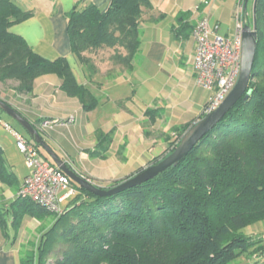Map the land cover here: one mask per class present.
<instances>
[{
  "label": "trees",
  "instance_id": "obj_1",
  "mask_svg": "<svg viewBox=\"0 0 264 264\" xmlns=\"http://www.w3.org/2000/svg\"><path fill=\"white\" fill-rule=\"evenodd\" d=\"M153 7L150 0H111L106 10L92 3L83 9L75 6L68 14L72 52L92 76L99 72L93 55L105 48L112 49L109 59L114 65L131 70L140 47L143 12ZM30 15L13 0H0V81L17 80L18 91L31 94L38 77L57 74L62 89L77 97L85 111L95 109L97 98L77 82L65 57L44 58L9 30ZM190 15L179 14L174 31L193 32L194 26L186 20ZM256 22L258 47L248 90L177 164L109 196L73 182L79 194L60 215L18 198L17 204L34 216H55L36 248L21 253L19 264H230L264 252V239L244 232L264 221V0H257ZM0 112L6 114L1 108ZM193 125L175 128L180 130L179 138ZM112 135L97 131L98 144L91 156L105 158ZM0 180L17 185L1 146ZM4 215L0 209L1 227L6 224Z\"/></svg>",
  "mask_w": 264,
  "mask_h": 264
},
{
  "label": "crops",
  "instance_id": "obj_2",
  "mask_svg": "<svg viewBox=\"0 0 264 264\" xmlns=\"http://www.w3.org/2000/svg\"><path fill=\"white\" fill-rule=\"evenodd\" d=\"M13 1L31 15L9 30L44 58L65 57L77 82L87 86L98 103L95 109L85 111L77 97L62 89V79L57 74L38 77L31 94L20 93L17 80L0 81V98L36 124L47 143L70 167L102 185L133 176L162 159L179 135L180 130L175 128L193 125L204 116L211 91L197 83L193 66L195 39L188 30L174 31L179 27L177 16L191 12L186 19L189 24L195 26L207 18L220 24L222 35L233 36L242 3L150 0L154 7L143 12L140 47L132 69L114 65L109 59L112 49L105 48L93 55L99 72L92 76L71 50L68 14L75 6L83 9L90 3L106 10L111 0ZM243 2L242 17L247 24L253 15L254 0ZM16 126L0 112V146L17 178L16 186L0 180V209L6 219L5 226H0V264H19L23 250L35 243L55 219L54 215L34 216L17 204L19 189L30 169L9 129L18 130ZM99 130L113 134L105 158L90 154L97 147ZM255 231L246 233L262 237L261 225ZM230 264H264V252L242 256Z\"/></svg>",
  "mask_w": 264,
  "mask_h": 264
},
{
  "label": "built area",
  "instance_id": "obj_3",
  "mask_svg": "<svg viewBox=\"0 0 264 264\" xmlns=\"http://www.w3.org/2000/svg\"><path fill=\"white\" fill-rule=\"evenodd\" d=\"M239 5L236 16L235 33L224 36L220 33V24L211 23L203 18L193 28L196 43L193 66L197 73L200 87L211 91V96L204 109L208 114L217 109L235 86L242 63L243 2ZM18 149L25 157L30 169L19 190V197L30 199L51 213L60 215L66 205L79 194L71 178L49 159L44 158L33 141L13 127ZM181 138L176 136L175 141ZM94 184L96 181L76 170ZM99 185V184H98Z\"/></svg>",
  "mask_w": 264,
  "mask_h": 264
},
{
  "label": "water",
  "instance_id": "obj_4",
  "mask_svg": "<svg viewBox=\"0 0 264 264\" xmlns=\"http://www.w3.org/2000/svg\"><path fill=\"white\" fill-rule=\"evenodd\" d=\"M247 1V0H246ZM256 5L257 0L253 4V24H245L243 27V49H242V63L241 71L238 80L233 89L226 96L220 106L214 111L204 115L198 122H196L184 134L178 146L173 152L168 154L158 163L145 167L133 176H130L114 187L104 189L96 184L90 182L80 173L70 167L54 149L43 138L35 125L26 118L20 111H18L11 104L0 98V108L11 118L17 121L20 126L29 134L31 139L39 144L48 156L52 159L54 164L58 166L64 173H66L73 182L78 184L94 194L101 196H109L125 189L137 186L149 179L154 178L159 173L165 171L170 166L177 164L180 160L185 158L194 146L210 132L225 116V114L235 105V103L242 98L249 88L252 78L254 62L256 60L257 47H258V33L256 22ZM250 93V92H249ZM247 94V96L249 95Z\"/></svg>",
  "mask_w": 264,
  "mask_h": 264
},
{
  "label": "rangeland",
  "instance_id": "obj_5",
  "mask_svg": "<svg viewBox=\"0 0 264 264\" xmlns=\"http://www.w3.org/2000/svg\"><path fill=\"white\" fill-rule=\"evenodd\" d=\"M250 5V4H249ZM249 20L251 21V23H250V25H252L253 24V15H252V13H251V17L249 18ZM197 24V23H196ZM101 51V50H100ZM102 55H106V54H102ZM7 119H9L10 121H12L13 123H15L16 124V122L14 121V120H12L10 117H8L7 115H5V114H3ZM205 115V114H204ZM22 133V132H21ZM23 134V133H22ZM181 141V140H180ZM180 141H172L171 143H170V147H169V151H168V153L170 154L171 153V150L173 149V147L174 146H178V144H179V142ZM176 143H178L177 145H176ZM173 152V151H172ZM70 166V165H69ZM122 180H124V179H122ZM96 183H98V184H96L97 186H103L102 185V183H100V182H97L96 181ZM261 225V228H263L264 229V221H261V222H258V223H256V224H254V225H251V226H248L247 228H245L244 229V232H255V233H257L255 230L257 229V227L258 226H260ZM48 228H50V227H48ZM47 228V229H48ZM42 235V234H41ZM41 235H40V237H41ZM254 235V234H253ZM262 235V237L264 238V233L263 234H261ZM40 237L38 238V240L35 242V243H30L24 250H23V252H27V251H32V250H34L35 248H36V245H37V243H38V241H39V239H40ZM234 262V261H233ZM233 262H231V263H233Z\"/></svg>",
  "mask_w": 264,
  "mask_h": 264
}]
</instances>
